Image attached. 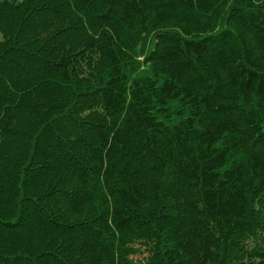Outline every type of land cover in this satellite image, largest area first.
<instances>
[{
  "label": "trees",
  "instance_id": "16d2710c",
  "mask_svg": "<svg viewBox=\"0 0 264 264\" xmlns=\"http://www.w3.org/2000/svg\"><path fill=\"white\" fill-rule=\"evenodd\" d=\"M142 253L264 264V0H0V264Z\"/></svg>",
  "mask_w": 264,
  "mask_h": 264
},
{
  "label": "rangeland",
  "instance_id": "374dc122",
  "mask_svg": "<svg viewBox=\"0 0 264 264\" xmlns=\"http://www.w3.org/2000/svg\"><path fill=\"white\" fill-rule=\"evenodd\" d=\"M144 253H142V254H137L136 256H135V258H134V261H135V264H140V262H143V258H144Z\"/></svg>",
  "mask_w": 264,
  "mask_h": 264
}]
</instances>
